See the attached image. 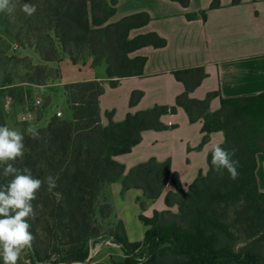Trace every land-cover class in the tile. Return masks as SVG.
Listing matches in <instances>:
<instances>
[{
	"label": "trees",
	"instance_id": "trees-1",
	"mask_svg": "<svg viewBox=\"0 0 264 264\" xmlns=\"http://www.w3.org/2000/svg\"><path fill=\"white\" fill-rule=\"evenodd\" d=\"M170 1L185 8L190 5V0ZM24 3L36 5L37 11L28 17L21 10L16 18L22 19V37L15 38L23 48L33 49L46 63L66 58L80 65L91 59L93 67L105 66L111 87H117L121 79L144 75L147 58L133 56L136 51L167 46V40L156 32L131 36L133 30L152 21L146 12L111 22L117 0H23ZM220 6V1L214 0L211 9ZM186 17L193 20L197 14ZM202 17L206 18V12ZM22 63L27 72L24 82L29 87L61 78L60 68L53 71L27 59ZM173 75L185 86L176 105H155L128 113L122 122L114 120V112H107L108 124H103L100 97L106 89L100 80L65 86L71 118L57 117L44 104L40 119L45 113L49 117L44 127L37 128L40 138L32 139L26 134L25 155L14 162L17 168H29L36 178L57 177V187L48 192L44 185L33 201L37 216L29 223L35 236L31 246L35 263H49L57 256L60 264H86L91 242L108 237L126 255L118 264H264V193L256 174L257 155L264 153V94L223 100L220 110L211 112L216 92L204 100L191 97L207 77L204 67L175 70ZM143 95L134 91L130 105H137ZM179 107L190 122L203 121L202 145L212 133L225 132L221 146L236 150L233 159L239 161L237 179H230L227 170L216 171L211 153L209 170L205 174L201 171L188 190H184L179 174L172 171L170 160L151 158L128 171L117 161L118 156L131 153L142 142L144 131L174 127L161 119L176 114ZM10 179L0 175V185ZM118 182L122 192L137 189L150 201L159 199L171 182L175 191L166 194L165 204L176 206L178 213L167 212L172 220L161 218L164 214L142 217L148 227L142 242L129 239L122 220L105 230L100 220L114 215V208L103 195ZM141 249L148 256L146 261L142 260L143 253L139 254Z\"/></svg>",
	"mask_w": 264,
	"mask_h": 264
},
{
	"label": "crops",
	"instance_id": "crops-1",
	"mask_svg": "<svg viewBox=\"0 0 264 264\" xmlns=\"http://www.w3.org/2000/svg\"><path fill=\"white\" fill-rule=\"evenodd\" d=\"M117 1V12L111 22L146 12L152 21L133 30L131 36L156 32L167 40V46H149L136 51L133 56L147 58L144 75L121 79L117 87H111L106 74L102 77L97 74L98 68L92 66L91 59L85 66L89 74L80 65L71 64L70 80L65 83L103 81L106 91L100 97V109L104 125L108 124L107 112H114V120L122 122L128 113L135 114L155 105H176L177 97L185 91L184 84L173 75V71L179 69L205 68L207 77L191 97L204 100L209 93L216 92L218 96L211 101V112L220 110L223 100L264 94V0H243L238 5H233L232 0H219L221 6L216 9H211L214 0H190L186 8L170 0ZM202 12H206L205 19ZM189 13L197 14V17L189 20L186 17ZM68 61L64 63L70 67ZM102 67L105 70V66ZM134 91L144 95L137 105L131 106ZM161 120L174 127L144 131L142 142L131 153L116 159L127 171L151 158L159 162L170 160L172 171L179 174L184 190H188L201 171L205 174L209 170L208 155L215 144H224L225 132L212 133L202 145L203 121L190 122L183 108L179 107L176 114L164 115ZM257 162L258 186L264 193V153L257 155ZM170 191H175L171 182L156 201L158 210L164 206L174 209L165 204V196ZM131 194L134 197L131 202L135 203L142 191L131 189L128 195ZM118 215L126 223L130 236L126 218L119 212Z\"/></svg>",
	"mask_w": 264,
	"mask_h": 264
},
{
	"label": "rangeland",
	"instance_id": "rangeland-1",
	"mask_svg": "<svg viewBox=\"0 0 264 264\" xmlns=\"http://www.w3.org/2000/svg\"><path fill=\"white\" fill-rule=\"evenodd\" d=\"M15 11L9 15L7 13H0V85L3 87L0 94V125H7L10 128H16L24 132L26 135V129L30 125H35L37 128H42L46 124V120L49 116L43 115L41 117V110L38 111L39 119L33 123H23L20 121V115L25 110V104L27 101L34 99H41L44 104L51 105L55 104L63 111L65 118H71V112L66 102L64 88L66 85L71 83H65L70 80L68 73L73 69L71 62L70 67L64 63L68 60L64 58L62 62H50L46 63L41 61L33 49L28 47L23 48L22 44L18 43L15 36L20 35L22 37V19H16L22 9L23 0H14ZM22 59L29 60L32 64L41 63L48 66L49 69L55 71L60 68L61 78L50 79L44 86V88L29 87L24 81L26 80V69L25 64L22 63ZM69 62V61H68ZM88 62V61H87ZM86 64H80V68L85 70L89 74V70L86 69ZM65 74V80H63ZM97 74L102 77L105 75L103 67L98 68ZM9 80V81H8ZM8 81V83H7ZM43 114V113H42ZM117 184V185H116ZM120 182L112 184L110 188L105 192L103 197H107L114 208V215L107 220H100V225L105 229L109 230L114 228L121 220L120 215H123L127 220L129 226L130 236L129 239L132 242H142L145 237V233L148 230L143 223L142 217L153 218L155 216L164 218V220H172L171 214H177L178 209L175 206L174 209H169L164 206L162 210H158L156 201H150L141 196L135 199V203L132 200L131 195L127 192H122ZM120 188V189H119ZM106 199V198H105ZM117 207V208H116ZM118 212H117V210ZM123 221V220H122ZM126 231L128 229L126 223L123 221ZM163 246H168L165 244ZM142 260L148 259L147 254L144 253L143 249L139 251L142 254ZM126 255L120 246L113 243L108 237H102L91 242L90 256L86 264H118L125 259ZM32 260L34 262L32 249L26 248L20 260ZM38 263V262H36ZM0 264H3L2 258H0ZM39 264V263H38ZM40 264H60L58 263V257L53 256L49 263ZM82 264V263H76ZM225 264H228L225 262Z\"/></svg>",
	"mask_w": 264,
	"mask_h": 264
},
{
	"label": "clouds",
	"instance_id": "clouds-1",
	"mask_svg": "<svg viewBox=\"0 0 264 264\" xmlns=\"http://www.w3.org/2000/svg\"><path fill=\"white\" fill-rule=\"evenodd\" d=\"M23 13L31 17L37 7L31 3L22 5ZM15 11L14 0H0V13L11 15ZM32 139H39L40 133L35 125L26 129ZM25 134L19 129L0 125V175L11 177L6 184L0 185V258L3 264H18L23 251L32 246L35 236L30 231V220L37 216L33 201L37 193L46 185L52 192L57 187V177L46 176L43 180L32 175L29 168L14 166V162L25 155ZM235 149L226 150L217 143L211 150V164L216 171L227 170L235 180L239 176V161L233 159Z\"/></svg>",
	"mask_w": 264,
	"mask_h": 264
},
{
	"label": "built area",
	"instance_id": "built-area-1",
	"mask_svg": "<svg viewBox=\"0 0 264 264\" xmlns=\"http://www.w3.org/2000/svg\"><path fill=\"white\" fill-rule=\"evenodd\" d=\"M36 88H44L45 86H33ZM3 89V87L0 85V91ZM43 107V101L41 99H34L31 101H27L25 104V110L20 115V121L23 123H33L36 122L39 119L38 111ZM47 110L51 111L53 114H55L57 117L63 116V111L60 110L57 105L51 104L48 106ZM168 126H172L171 123H169ZM18 264H38L33 262L32 260H24L18 261ZM40 264V263H39Z\"/></svg>",
	"mask_w": 264,
	"mask_h": 264
}]
</instances>
